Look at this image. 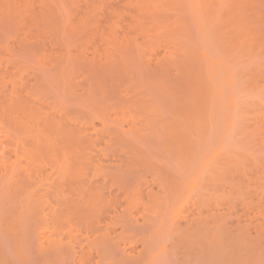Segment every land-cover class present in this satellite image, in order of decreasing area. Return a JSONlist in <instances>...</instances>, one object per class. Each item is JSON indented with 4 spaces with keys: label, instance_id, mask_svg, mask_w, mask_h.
<instances>
[{
    "label": "rangeland",
    "instance_id": "obj_1",
    "mask_svg": "<svg viewBox=\"0 0 264 264\" xmlns=\"http://www.w3.org/2000/svg\"><path fill=\"white\" fill-rule=\"evenodd\" d=\"M110 62L115 69L109 66ZM153 91L158 96L156 102L152 100ZM130 95L136 104L140 99L141 110ZM127 100L135 104L130 103L136 110ZM152 109L158 111L153 114L155 118L158 115V133L153 135L147 123L154 117L149 115ZM146 115L150 116L148 120ZM67 133H76L80 140L84 139L83 147H79L81 162L76 166L81 178L99 173L96 171L100 169L115 170L116 166L128 163L126 160L136 158L138 163L143 161L144 167L148 163L147 166L158 169V186L162 187L169 172L187 173L190 169L193 177L196 171L197 177L204 178L196 183L203 189L199 191L202 195L196 192L195 196H203L204 189L210 192L214 181L224 180L222 184L215 183L220 187V191L216 188L219 193L226 191L222 193L225 202L221 210L229 211L234 217L233 225L240 219L241 225H251V231L263 232L264 0H0V264H59L57 255L64 258L68 254L64 250L69 246L62 249L64 244L56 246L55 242L66 243V234L69 236L77 230L87 231L89 235L81 232V236L77 232V238L82 237L79 243L92 240V234L86 230L88 226L84 228L83 223L63 220L56 222L60 223L57 225L45 217L53 201L46 188L61 173L70 172L67 160L72 151L62 141ZM216 167L223 171L217 174ZM208 171L220 179L212 181ZM183 175L181 179L186 178ZM178 177L176 181L180 180ZM100 178L103 177L100 175V182L107 180L108 187L114 183L109 178ZM197 186L191 190L194 192ZM183 194L184 190L176 205L171 199L168 201L178 209L173 212L171 208L174 215H186L187 206L189 210L197 208L198 204L194 202V207L191 204L194 195ZM210 199L213 202L211 195ZM166 223L161 227L163 231L167 230ZM158 237L162 238H158L161 242L158 249L162 252L161 246L165 243L167 247L163 250H167L171 236ZM69 241L72 244L76 239ZM132 242L128 243L130 248ZM74 246V259L71 254L67 255L72 260L78 249L77 260L82 257L83 248L89 250ZM137 246L134 247L136 259L140 252V245ZM57 247L63 252L61 256L56 254ZM130 248L126 251L124 248L125 252L121 249V253L128 251L133 255L134 250ZM158 255L155 264L180 262V259L174 262L173 258L169 261L171 257L162 256L160 251ZM134 257L128 259L134 260ZM195 257L198 258L195 254L192 259ZM82 260L84 264L92 263L83 257ZM82 260L78 264H83ZM114 262L104 260L101 264Z\"/></svg>",
    "mask_w": 264,
    "mask_h": 264
},
{
    "label": "bare ground",
    "instance_id": "obj_2",
    "mask_svg": "<svg viewBox=\"0 0 264 264\" xmlns=\"http://www.w3.org/2000/svg\"><path fill=\"white\" fill-rule=\"evenodd\" d=\"M118 56V55H117ZM119 57V56H118ZM71 58V57H70ZM94 58V57H93ZM109 58V57H108ZM115 58V56H114ZM113 59V58H112ZM118 59V58H117ZM119 60V59H118ZM134 60V59H133ZM106 61V60H105ZM124 61V60H123ZM136 61V60H135ZM99 62V61H98ZM122 62V61H121ZM111 63V62H110ZM118 63V62H117ZM81 64V63H80ZM79 64V65H80ZM128 64V63H127ZM109 65V64H107ZM110 67L111 66H114V64L112 65H109ZM126 66V65H125ZM141 66V65H140ZM117 68H121V66L119 65H116ZM130 67V66H129ZM77 68V67H76ZM108 69V68H107ZM106 69V70H107ZM115 69V66L114 68ZM122 69H124V66H122ZM97 70V69H96ZM111 70V69H110ZM117 70V69H116ZM129 70V68H128ZM134 70V69H133ZM132 70V72H133ZM131 71V70H129ZM153 71V70H152ZM101 72V71H100ZM110 72V71H109ZM114 72V71H113ZM112 72V73H113ZM117 72H120L119 70ZM116 74H119L117 73ZM95 73V72H94ZM111 73V74H112ZM125 73V72H124ZM115 74V73H114ZM129 74V73H128ZM75 75V74H74ZM123 75V74H122ZM132 75V74H131ZM139 75V74H137ZM157 75V74H156ZM109 76V75H108ZM107 76V77H108ZM124 76V75H123ZM129 76V75H128ZM127 76V77H128ZM141 76V75H140ZM144 76V75H143ZM152 76V75H151ZM114 76H112L111 78H113ZM122 77V76H120ZM136 77V76H135ZM133 77V79L135 78ZM138 77V76H137ZM136 77V78H137ZM158 77V76H157ZM110 78V77H109ZM123 78V77H122ZM129 78V77H128ZM131 79V78H130ZM129 79V80H130ZM112 80V79H111ZM116 80V78H115ZM119 80V79H118ZM125 80V78H124ZM137 80V79H136ZM148 80V79H147ZM117 81V80H116ZM134 81V80H133ZM144 81V80H143ZM146 81V79H145ZM101 82V81H100ZM118 82V81H117ZM124 82V81H123ZM130 82V81H129ZM136 82V81H135ZM148 82V81H147ZM155 82V80H154ZM152 82V83H154ZM122 83V82H121ZM126 83V82H125ZM128 83V82H127ZM151 83V85H152ZM158 84V82H156ZM138 84V83H137ZM155 84V83H154ZM117 85V84H116ZM129 85V84H128ZM134 85V84H133ZM117 87V86H115ZM136 87V86H135ZM147 87V86H146ZM152 87V86H151ZM150 87V88H151ZM121 88V86H120ZM133 88V87H132ZM139 88V87H138ZM157 88V87H156ZM110 89V88H109ZM128 89V88H127ZM153 89V87H152ZM120 90V89H119ZM133 91L135 89H132ZM156 92L158 89H155ZM116 91V90H115ZM141 90H137L136 92H140ZM143 91V90H142ZM152 91V90H151ZM154 93V98L152 96V100H156L158 101L157 99V93ZM134 93V92H133ZM142 93V92H141ZM145 93V92H144ZM94 94V93H93ZM149 94V93H147ZM116 95V94H115ZM137 95V94H135ZM139 95H141L139 93ZM113 96V95H112ZM131 96V95H130ZM129 96V98H131ZM156 96V97H155ZM115 97V96H114ZM144 97H146L144 95ZM120 98V97H119ZM118 98V99H119ZM133 98V97H132ZM140 98V97H139ZM138 98V99H139ZM147 98V97H146ZM97 99V98H96ZM134 99V98H133ZM93 100V99H92ZM140 100V99H139ZM139 100L137 101L138 104H136V100L134 99L133 102H135L136 106H140L138 107L139 110H141V103L139 102ZM149 100V99H148ZM155 100V102H156ZM128 101V100H127ZM129 102V101H128ZM132 101H130L128 104L130 105V107H134L135 109V106H131V104H133ZM141 102H142V99H141ZM154 102V101H153ZM118 103V102H117ZM131 103V104H130ZM194 103V102H193ZM124 104V103H123ZM133 104V105H135ZM142 104H145V103H142ZM154 104V103H153ZM116 105V104H115ZM126 105V104H125ZM128 105V107H129ZM151 105V104H150ZM155 105V106H154ZM154 108H158L156 106V104H154ZM123 106V105H122ZM152 106V107H153ZM197 106V105H196ZM200 106V105H199ZM143 107V106H142ZM147 107V106H146ZM151 107V108H152ZM115 108V107H114ZM150 108V109H151ZM153 108V109H154ZM196 108V107H195ZM137 109V110H138ZM152 109L153 113H149V115H153V114H158V111L155 109V112L154 110ZM116 110V109H115ZM136 110V109H135ZM138 110V111H139ZM146 110V109H145ZM157 111V112H156ZM143 112V111H142ZM191 112V111H190ZM139 113V112H138ZM140 115V113H139ZM188 115V114H187ZM186 115V116H187ZM142 116V115H141ZM147 116V115H146ZM150 116L146 119L148 120L150 118ZM154 119L152 118L151 120H149L148 123V129L149 132L152 134L153 132L156 134L158 133V115L156 116L157 118H155V115H153ZM194 116V115H193ZM191 117V116H190ZM145 118V117H144ZM184 118V117H183ZM189 118V117H188ZM192 118V117H191ZM203 119V118H202ZM125 120V119H124ZM191 120V119H190ZM117 121V120H116ZM136 121V120H135ZM193 121V119H192ZM191 121V122H192ZM195 121V120H194ZM198 121V120H197ZM195 121V122H197ZM184 122V121H183ZM146 124V123H145ZM189 124V123H188ZM191 124V123H190ZM198 124V123H197ZM115 125V124H114ZM193 125V124H192ZM63 127V126H62ZM117 127V126H116ZM121 127V126H120ZM183 127V126H182ZM185 127V125H184ZM65 128V127H64ZM122 128V127H121ZM66 129V128H65ZM120 129V128H119ZM187 129V128H186ZM156 130V131H155ZM185 130V129H184ZM70 131V130H69ZM187 131V130H186ZM58 132V131H57ZM68 132V131H67ZM111 132V131H110ZM118 131H116L117 133ZM189 132V131H188ZM70 133V132H69ZM114 133V132H113ZM63 134H65L63 132ZM183 134V133H182ZM62 135V134H61ZM60 135V136H61ZM76 133L70 135L67 133L66 136H63L65 138H63V143L65 144L66 147L69 148V150L72 151L73 155L70 154V158L67 160L69 161V164H68V170L70 171L69 173L66 172L64 174H60L58 176V179H56L57 181H52L50 184H49V188H46L48 189L46 192L48 194V196H50L49 198L51 199L52 201V204L49 206V209L48 211L46 212V216L45 217H48L49 221L50 220H53L51 222H53L54 224H57L56 222H64V221H77L79 223H83L85 224L86 226L84 228H86L88 226V228L86 230H88V232H90L93 236L92 240L91 239H88L84 244L81 242L79 243V241L82 240V237H79L81 238L80 240L77 238L78 237V233L79 230H77L76 233H73V234H77L76 236L72 234V232H70V235L71 236L70 238H72L73 240L78 239V241H72V239H68V235L66 234L67 236V239L68 241L60 243L57 241L55 242L56 243V246L59 244L61 245V247L63 246L62 244H64V246L62 247V249H65L64 247H67L66 252H68V254L66 252V255L64 256V258H61L63 257V255L61 256V254L63 252L59 251L61 249L60 246V249L57 247V251L61 252V253H56V254H60L61 257H58L57 255V262H59V264L63 263H69L70 262V259L69 258V254L72 255V247L77 243V246L76 248H79V245L80 247L82 248V246L84 247H87L89 250H87L86 248L82 249V253H81V256L85 259H88V261H92L91 262H86L85 263H89V264H101L102 261L104 260H116V262H114L115 264L118 263V264H155V263H158L157 259H158V252L160 251L161 255L164 256V255H167L170 259L169 261L172 259L174 262L179 260L180 259V264H189L190 263V259H192V257L195 256V254L198 256V258H194L192 259L194 261L195 264H264V231L262 232L261 229L259 232L258 230H254L251 231L250 227L251 225H249V223L247 224H240L241 222L239 221L240 219H238V224L240 226H238V224L233 225V222L234 221V217L229 213V211L226 213V212H223L221 209H224V202H225V197H222L224 196L222 193L224 192V190H222L223 192L219 193L218 190L220 191V188L219 186L216 187L217 183H220L222 184V179L221 181L219 180H216L220 179V176L214 173H217V167H216V170H214L212 173L213 176L217 177V178H214L211 174V172H209L210 175V179H214L216 181H214L216 183H211V187H210V192L206 191L204 189V194L206 195L207 193H210L208 195H204L201 196V197H197L195 196L194 193L200 191L201 188H199L196 183L197 181H203L204 178L201 177L200 175L197 177V174H196V171L194 172V177H193V172L189 171L186 173V171L184 172V170L180 171H175L174 175L173 173L169 172L168 174V178H167V174H166V179H165V182L163 183L162 187L158 186V169H153L151 166H146L144 167L143 166V161H139V163L141 162L142 164L140 165L137 161L139 159H133V160H126L128 163H124L126 165H122V166H116L115 170L111 169L109 166V169H111V171L108 169V170H103V169H100L98 170L97 168V165L93 172H99V173H92L91 176H85V177H82L77 173V168L76 166L78 165V162H81V159H80V150H79V147L82 145V140L84 141V139L80 140L78 138V135ZM118 135V134H117ZM126 135V134H125ZM143 135V134H142ZM153 135V134H152ZM59 136V135H58ZM80 136V135H79ZM142 137V136H140ZM150 137V136H149ZM155 138V136H153ZM181 137V136H180ZM123 138V137H122ZM140 139V138H139ZM144 140V139H143ZM89 141V140H88ZM60 142V141H59ZM135 142V141H134ZM56 143V142H55ZM61 143V142H60ZM86 144V143H85ZM142 144V143H141ZM60 145V144H59ZM61 145H63L61 143ZM127 145V144H126ZM64 146V147H65ZM118 146V144H117ZM132 146V145H131ZM55 147V146H54ZM61 146H59L60 148ZM63 147V146H62ZM83 147V146H81ZM80 147V149H81ZM58 148V147H57ZM119 148H121L119 146ZM118 148V150H119ZM144 148V147H143ZM53 149V148H52ZM84 149V148H82ZM124 149L128 150L127 148L124 147ZM130 149V147H129ZM134 149V148H133ZM62 149L60 148V151ZM64 150V148H63ZM66 150V149H65ZM68 150V151H69ZM121 150V149H120ZM119 150V152H120ZM131 150V149H130ZM108 151V150H107ZM116 151V149H115ZM124 151V150H123ZM132 151V150H131ZM138 151V150H137ZM150 151V150H149ZM148 151V152H149ZM62 152V151H61ZM67 152V150H66ZM65 152V153H66ZM84 152V151H83ZM101 152V151H100ZM106 152V151H105ZM109 152V151H108ZM118 152V151H117ZM122 152V150H121ZM126 152V151H125ZM139 152V151H138ZM114 153V152H113ZM129 153V152H128ZM134 153V152H133ZM147 153V152H146ZM62 154V153H61ZM68 154V152H67ZM89 154V153H88ZM101 154V153H100ZM136 154V153H135ZM150 154V153H148ZM90 155V154H89ZM106 155V154H104ZM113 155V154H112ZM122 155V154H121ZM126 155V154H125ZM65 156V154H64ZM87 155H85L84 157H86ZM110 156V155H109ZM129 156V155H128ZM152 156V155H151ZM150 156V157H151ZM105 157V156H104ZM104 157H103V160H104ZM120 157V155H119ZM126 157V156H125ZM130 157V156H129ZM142 157V156H141ZM82 158V157H81ZM89 158V157H88ZM128 158V157H127ZM126 158V159H127ZM67 159V158H66ZM98 159V158H97ZM121 159V157H120ZM151 159V158H150ZM149 159V160H150ZM153 159V158H152ZM158 159V158H157ZM84 160V159H83ZM87 160V159H86ZM95 160V159H94ZM143 160V159H142ZM145 160V158H144ZM186 160V159H185ZM108 161V160H107ZM117 161V160H116ZM119 161V160H118ZM183 161V160H182ZM66 162V161H65ZM101 162V161H100ZM125 162V160H124ZM184 162V161H183ZM187 162V161H186ZM68 163V162H67ZM86 163V161H85ZM88 163V162H87ZM98 163V162H97ZM122 163V162H121ZM136 163V164H135ZM56 164V163H55ZM105 164V163H104ZM109 164V163H107ZM116 164V163H115ZM140 167H138L139 165ZM238 164V163H237ZM64 165V163H63ZM66 165V164H65ZM92 165V164H91ZM67 166V165H66ZM85 166V165H84ZM90 166V165H89ZM107 165H105L106 167ZM115 166V165H114ZM185 166V165H184ZM189 166V165H188ZM221 166V165H220ZM82 167V166H81ZM101 167V166H100ZM99 167V168H100ZM112 167V166H111ZM144 167V168H142ZM150 167V168H148ZM183 167V166H182ZM227 167V166H226ZM261 167V166H260ZM61 168V171H64L63 170V167H60ZM88 168H91V167H88ZM102 168V167H101ZM150 170H148V169ZM158 168V167H157ZM176 168V167H175ZM192 168V167H191ZM237 168V167H236ZM240 168V167H239ZM256 168V167H255ZM79 169V168H78ZM83 169V168H82ZM141 169V170H140ZM187 169V168H186ZM214 169V168H213ZM211 169V170H213ZM76 170V172H75ZM154 170V171H153ZM160 170V169H159ZM219 172L217 174H220L223 170L221 169H218ZM221 170V172H220ZM228 170V169H227ZM232 170V169H231ZM240 170V169H239ZM80 171V170H79ZM86 171V170H84ZM91 171V169H90ZM89 171V172H90ZM164 171V170H162ZM216 171V172H215ZM246 171V170H245ZM256 171V170H255ZM258 171H260L258 169ZM257 171V172H258ZM81 172V171H80ZM79 172V173H80ZM177 172V173H176ZM178 172L181 174V177L182 175L185 173L184 176H186V178L184 179H181V177L179 178L178 177ZM184 172V173H183ZM166 173V172H164ZM171 173V174H170ZM183 173V174H182ZM238 173V172H236ZM241 173V172H240ZM247 173V172H246ZM252 173V172H251ZM100 175L103 177L102 179H110V181H114L113 184H109V187L107 186V184H105V181L107 180H103L101 182H103V184L100 182L99 180V177L96 176V175ZM162 174V173H161ZM178 174V175H177ZM208 174V175H209ZM258 174V173H257ZM83 175V174H82ZM238 175V174H237ZM95 176V177H94ZM180 176V175H179ZM222 176H223V173H222ZM91 177V178H89ZM161 177V176H160ZM163 177V175H162ZM170 177V178H169ZM174 177V178H173ZM176 177H178L180 180L179 181H176ZM193 179H192V178ZM177 178V179H178ZM199 178V180H197ZM222 178V177H221ZM101 179V178H100ZM101 179V180H102ZM190 179V180H189ZM99 181L98 183L96 181ZM183 180V181H182ZM187 180V182H186ZM161 181V180H160ZM182 181V182H181ZM187 185H185L186 183ZM213 181V180H212ZM163 182V181H162ZM161 182V183H162ZM184 182V183H183ZM229 182V181H228ZM100 183V184H99ZM33 184V182H32ZM183 184V185H182ZM224 184V183H223ZM111 185V186H110ZM194 185V188L193 186ZM233 185V184H231ZM46 186V185H45ZM104 186H107V190H105L106 187ZM186 186L188 187L187 189H183V188H186ZM195 186H197V189L194 190H191V189H195ZM226 186V185H225ZM224 186V187H225ZM258 186V185H257ZM29 187V186H28ZM31 187V186H30ZM115 187V188H114ZM159 187V188H158ZM182 187V188H181ZM233 187V186H232ZM232 187H229V188H232ZM240 187H243V186H240ZM255 187V186H254ZM45 188V187H44ZM178 188H179V191L180 193H182V191L184 190V194H186L185 197H190V195H194V201L192 204V207H194L193 205L198 204V205H195L197 206V208L195 209V207L191 210L187 209L186 207V215H182L183 213H181L182 216H179L180 214H176L175 215H178V216H175L174 213H172V211H176L178 209H175V207L171 204V203H174L176 205V201H178L179 197H180V193H178ZM218 190H217V189ZM258 188V187H256ZM112 189H115V190H112ZM160 189V190H158ZM181 189V190H180ZM183 189V190H182ZM189 189V191H188ZM249 189V188H248ZM215 190H216V193H218V196L217 194L215 195ZM258 190V189H257ZM26 191V190H25ZM186 191V193H185ZM193 192L192 194L188 195L189 193L188 192ZM201 191H203V189H201ZM200 191V192H201ZM28 192V191H27ZM33 192V191H32ZM38 192V191H37ZM206 192V193H205ZM226 192V191H225ZM224 192V193H225ZM42 193V192H41ZM214 193V194H213ZM237 193V192H236ZM241 193V192H239ZM256 193V192H255ZM177 194H179V196H177ZM183 194V195H184ZM213 194V196H212ZM222 194V195H221ZM248 194V192H247ZM251 194V193H250ZM253 194H254V191H253ZM26 195V194H25ZM188 195V196H187ZM197 195V194H196ZM199 195H202V193H199ZM198 195V196H199ZM210 195L211 197L214 199L213 202L212 200L210 199ZM228 195V194H227ZM226 195V196H227ZM242 196V194H240ZM240 195L238 197H240ZM246 195V194H245ZM230 196V195H229ZM248 196V195H247ZM253 196V195H252ZM264 196V195H263ZM177 197V198H176ZM204 197V198H203ZM209 197V198H208ZM215 197V198H214ZM182 198V197H181ZM180 198V199H181ZM193 198V197H192ZM191 198V200H192ZM208 198V199H207ZM247 198V197H245ZM250 198V197H249ZM253 198V197H252ZM170 199L172 200L171 203H168V201L170 202ZM174 199H176L174 201ZM184 199H187V198H184ZM203 199V200H201ZM206 201H205V200ZM228 199V198H227ZM248 199V198H247ZM33 200V199H32ZM198 200L201 202L198 203ZM211 202H210V201ZM235 200V199H234ZM250 200V199H249ZM185 201V200H183ZM197 201V202H196ZM208 201V202H207ZM33 202V201H32ZM192 202V201H191ZM195 202V203H194ZM204 202V205H202L201 203ZM207 202V204L205 203ZM210 202V204H209ZM234 202V201H233ZM125 203V204H124ZM211 203H214V205H211ZM248 203V202H247ZM190 204V205H191ZM204 206V207H200L199 206ZM233 204V203H232ZM236 204V203H235ZM249 204V203H248ZM19 205V204H18ZM178 205H179V202H178ZM207 205H209L210 207L214 206L213 209L214 212H212V207L210 208L209 206L207 207ZM226 205V204H225ZM251 205V204H250ZM250 205H247V206H250ZM26 206V205H25ZM206 206V207H205ZM233 206V205H232ZM231 206V208H232ZM173 207L172 211H171V208ZM191 207V206H190ZM242 207V205H241ZM244 207V206H243ZM41 208V207H40ZM183 208V207H182ZM204 208V209H203ZM207 208V209H206ZM226 208V207H225ZM228 208V207H227ZM239 208V207H238ZM261 208V207H260ZM185 209V207H184ZM23 210V209H22ZM189 210V211H188ZM194 210H198L197 213H195ZM229 210V209H228ZM244 210V209H243ZM242 210V211H243ZM248 210V209H246ZM21 211V210H20ZM31 211V210H30ZM190 211L192 213H190ZM194 211V213H193ZM203 211H206L205 215L202 214ZM43 212V211H42ZM41 212V213H42ZM182 212V211H181ZM232 212V211H231ZM249 212V211H248ZM251 212V211H250ZM254 212V210H253ZM21 213V212H20ZM35 213V212H34ZM178 213V212H177ZM238 213V212H237ZM244 213V211H243ZM252 213V212H251ZM44 214V212H43ZM192 214H196L197 216H195V218L191 217ZM207 214V215H206ZM250 214V213H248ZM258 214V213H257ZM19 215V214H18ZM49 215V216H48ZM171 215H174V216H171ZM190 215V217H189ZM202 215V216H201ZM240 215V214H239ZM23 216V215H22ZM31 216V215H30ZM35 216V215H34ZM188 216V217H187ZM202 218H201V217ZM205 216V217H203ZM44 217V216H43ZM173 217V219H172ZM176 217V221H175V218ZM178 217V218H177ZM182 217V218H180ZM185 219H184V218ZM197 217V218H196ZM237 217V215H236ZM242 217V216H241ZM248 217V216H247ZM252 217V216H251ZM39 218V217H38ZM41 218V217H40ZM51 218V219H50ZM189 218V219H187ZM192 218V219H191ZM238 218V217H237ZM250 218V217H249ZM46 219V218H44ZM166 220L164 222H167L165 225L167 227V230L163 231L161 229V227L163 226L164 222H162L163 220ZM178 219L180 221H178ZM183 219V220H182ZM187 219V220H186ZM203 219V220H201ZM248 219V218H247ZM40 220V219H39ZM64 220V221H63ZM161 220V221H160ZM174 220V221H173ZM242 220V219H241ZM244 220V219H243ZM21 221V220H20ZM42 221V220H41ZM73 221V222H74ZM185 221V222H184ZM237 221V220H236ZM245 221V220H244ZM254 221V219H253ZM22 222V221H21ZM159 222H160V225H159ZM178 222V223H177ZM184 222V225L182 224ZM247 222V221H246ZM48 223V222H47ZM50 223V222H49ZM78 223V224H79ZM237 223V222H236ZM60 224V223H58ZM57 224V225H58ZM168 225V226H167ZM70 226V225H68ZM160 228H159V227ZM249 226V228H248ZM254 226V225H253ZM256 226V225H255ZM72 227V226H71ZM75 227V226H74ZM73 227V228H74ZM79 227V225H78ZM261 227V226H260ZM249 232H248V230ZM79 229V228H77ZM160 229V230H159ZM255 229V228H254ZM81 230V229H80ZM263 230V229H262ZM252 234H251V232ZM81 232L80 231V235H81ZM85 231H83L82 233H84ZM254 232V234H253ZM69 233V232H68ZM87 234V231L85 232ZM72 234V235H71ZM23 235V234H22ZM88 235V234H87ZM65 236V237H66ZM75 236V238H73ZM83 236V235H81ZM89 236V235H88ZM158 236L160 237H163L164 239H166V237H169L171 236V243L169 244L170 241H166L167 242V245L168 246V249L167 250H163V248L166 246L165 243H163V245L161 247L162 249V252L164 254H162L161 250H160V247L158 249V245H159V242L158 241ZM84 238H87L86 235H84ZM131 239V240H130ZM136 242H135V240ZM72 241V244L70 243V241ZM128 240V241H126ZM132 242V240H134L135 244L138 243L140 245V252L138 251V255L139 257L136 259V257H134L137 252H136V246H134V242H132V244L130 243L131 245V248L129 246V242L130 241ZM159 240H162V238ZM167 240H170L167 238ZM56 241V240H55ZM165 241V240H164ZM69 242V243H67ZM127 242L128 246L127 247V244H125ZM161 243V242H160ZM79 244V245H78ZM121 244H125V246L121 247ZM134 244V245H133ZM31 245V244H30ZM73 245V246H72ZM138 245V246H139ZM54 246V245H53ZM74 246V247H75ZM137 246V247H138ZM55 247V246H54ZM92 247H95L94 251L91 249ZM135 247V248H134ZM167 247V246H166ZM34 248V247H33ZM71 248V252L70 249ZM80 248V249H81ZM125 248V249H124ZM131 249V250H134L132 251L133 255L132 254H129L126 252V254H128L127 256H125L126 254L124 253L126 251V249ZM201 248V249H199ZM27 249V248H26ZM47 249V248H46ZM90 249L93 251H90ZM124 252L121 253L122 250ZM166 249V248H165ZM206 251H205V250ZM75 250V249H74ZM77 250V249H76ZM139 250V249H137ZM159 250V251H158ZM168 250H172V252L170 251L171 254L168 255ZM174 250V251H173ZM200 250H203L204 253H206V256L204 253H202L203 251H200ZM42 251V250H41ZM52 251V250H51ZM56 251V252H57ZM78 251L80 252V250L78 249ZM77 251V252H78ZM130 251V250H129ZM55 252V251H54ZM54 252H52V254H54ZM76 252V255H74L75 257V260H72L74 259L73 258V255H72V259L70 262L71 264H75V261L77 262L76 264H78V261L81 259L82 260V257H80L79 260L76 259V256L78 257L77 253ZM136 252V254H135ZM41 253V252H40ZM75 254V251L73 252ZM131 253V252H130ZM140 253V254H139ZM166 253V254H165ZM195 253V254H194ZM51 254V253H49ZM51 254V257L53 256ZM126 257H123V255ZM135 254V255H134ZM69 257H68V256ZM80 255V254H79ZM132 255V256H131ZM191 255V256H190ZM194 255V256H192ZM200 255V257H199ZM55 256V254H54ZM53 256V257H54ZM66 256L69 258V261L68 259L66 258ZM134 257L133 259L134 260H131V259H128V257ZM166 256V257H167ZM174 256V257H172ZM52 257V258H53ZM167 257V258H168ZM191 257V258H190ZM59 258V259H58ZM201 260H200V259ZM27 259V258H26ZM32 259V258H31ZM55 259V257L53 258ZM61 259V260H60ZM63 259H66L63 260ZM166 259V258H165ZM176 259V260H175ZM198 260V261H197ZM50 261V260H49ZM65 261V262H64ZM74 261V262H73ZM83 261V260H82ZM156 261V262H155ZM193 261H191V264H194ZM197 261V262H196ZM155 262V263H154ZM164 262V261H163ZM176 264H179L178 262H175ZM28 264V263H27ZM55 264V263H54ZM79 264H82L81 262H79ZM83 264H84V261H83ZM169 264V263H167Z\"/></svg>",
    "mask_w": 264,
    "mask_h": 264
}]
</instances>
